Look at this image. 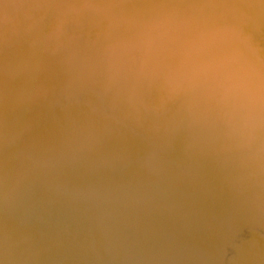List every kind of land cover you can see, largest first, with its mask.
<instances>
[{
	"label": "bare ground",
	"instance_id": "obj_1",
	"mask_svg": "<svg viewBox=\"0 0 264 264\" xmlns=\"http://www.w3.org/2000/svg\"><path fill=\"white\" fill-rule=\"evenodd\" d=\"M0 264H264V0H0Z\"/></svg>",
	"mask_w": 264,
	"mask_h": 264
}]
</instances>
